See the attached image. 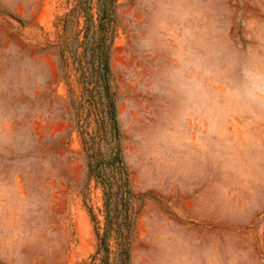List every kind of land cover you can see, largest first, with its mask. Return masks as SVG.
<instances>
[{
    "label": "rangeland",
    "instance_id": "374dc122",
    "mask_svg": "<svg viewBox=\"0 0 264 264\" xmlns=\"http://www.w3.org/2000/svg\"><path fill=\"white\" fill-rule=\"evenodd\" d=\"M215 7L222 54L205 62L199 46L208 40L188 24L166 25L150 52L139 51L137 18L147 21L148 0L111 2L110 85L131 192L128 264H157L161 234L193 245L230 242L248 264H264V188L255 186L250 156L251 142L264 139V116L239 103L242 84L225 59L234 44H255L247 25L264 20V0ZM99 13L98 0H0V121L28 135L32 155L43 161L16 183L22 195L41 194L55 243L47 254L25 247L31 264H101L93 255L104 188L88 173L80 133L86 122L90 133L94 127L82 70ZM181 153L207 156L209 164L182 172L169 164ZM11 163L5 150L0 166Z\"/></svg>",
    "mask_w": 264,
    "mask_h": 264
},
{
    "label": "clouds",
    "instance_id": "9594fccd",
    "mask_svg": "<svg viewBox=\"0 0 264 264\" xmlns=\"http://www.w3.org/2000/svg\"><path fill=\"white\" fill-rule=\"evenodd\" d=\"M148 3L147 21L137 18L138 30L142 33L137 41L139 51L150 52L153 38L166 25L181 23L188 24L193 33L208 40L199 46L202 61L216 62L221 57L214 39L221 19V10L215 7L218 0H148ZM247 29L251 33L249 39L255 37V44L247 48L234 44L225 59L242 84L237 94L239 103L252 114L264 116V20H253ZM4 103L0 101V106ZM9 124V121H0V156L7 150V159L12 162L7 167L0 166V261L31 264L30 257L22 251L25 247L47 254L55 243L45 226V202L41 194L33 191L31 195L27 192L22 195L16 178H22L37 162L43 167V161L32 155L31 138L16 135ZM250 156L255 186L264 188V139L251 142ZM169 164L182 172H196L204 170L209 161L207 156L181 153L175 154ZM156 248L157 264H248L247 254L230 242L193 245L161 234Z\"/></svg>",
    "mask_w": 264,
    "mask_h": 264
},
{
    "label": "trees",
    "instance_id": "16d2710c",
    "mask_svg": "<svg viewBox=\"0 0 264 264\" xmlns=\"http://www.w3.org/2000/svg\"><path fill=\"white\" fill-rule=\"evenodd\" d=\"M98 1L100 13L96 25L97 37L87 41L84 54L87 55L86 67L82 70L85 91H88L90 98L87 114H94V127L90 133L86 122L80 129L88 151V173L95 176L104 188V226L102 231L96 229L97 247L93 257L100 256L101 264H128L132 225L128 212L131 192L128 171L118 142L119 128L108 63L110 37L107 35V25L112 0ZM102 145L105 150H102ZM111 239L114 241L112 249Z\"/></svg>",
    "mask_w": 264,
    "mask_h": 264
}]
</instances>
